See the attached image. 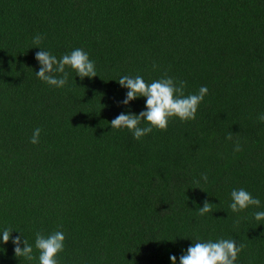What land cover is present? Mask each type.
<instances>
[{"label":"trees","instance_id":"1","mask_svg":"<svg viewBox=\"0 0 264 264\" xmlns=\"http://www.w3.org/2000/svg\"><path fill=\"white\" fill-rule=\"evenodd\" d=\"M37 34L58 59L82 48L97 76L39 80ZM122 75L208 94L194 120L136 140L111 130L122 111L144 109V98L119 103ZM260 114L264 0H0V227L33 246L36 232L63 231L59 264H171L197 237L235 239L236 264H264V225L252 218L264 210ZM233 188L261 208L232 213ZM13 248L0 245V264H38Z\"/></svg>","mask_w":264,"mask_h":264},{"label":"clouds","instance_id":"2","mask_svg":"<svg viewBox=\"0 0 264 264\" xmlns=\"http://www.w3.org/2000/svg\"><path fill=\"white\" fill-rule=\"evenodd\" d=\"M41 41L42 36L39 34L32 39L35 45L32 48L40 49L35 53V59L39 64V70L35 75L42 82L55 88H64L68 83V70L81 80L97 76L94 61L82 48H74L58 59L56 55L40 46ZM116 81L126 89L124 99L119 101L121 105L129 107L133 101L144 98L142 111L139 113L122 111L110 121L111 130L127 129L136 140L151 133L153 129L166 130L173 118L180 121L194 120L198 106L208 94L207 86L202 85L197 93L185 95V82L176 81L168 76L149 83L140 75L134 77L122 75ZM258 119L264 122V114H260ZM142 121L144 126H141ZM40 133L39 127L34 128L29 142L33 145L38 144ZM201 179L207 182V175H202ZM209 204L206 201L199 207L201 216L211 212ZM253 206L261 208V200L258 197H254L245 188L231 190L228 209L232 213L238 214ZM252 218L258 225H264V210L255 211ZM14 231L19 235L13 236ZM9 241L14 246L13 251L17 258L22 257L29 262L35 259L38 264H59L58 254L64 250L65 234L61 230L47 235L36 232L33 246L20 232L9 227H0V245H6ZM33 247L38 252V257H34ZM241 248L235 239L218 238L203 241L197 237L186 250H182L178 260L176 255H170L169 259L171 264H236Z\"/></svg>","mask_w":264,"mask_h":264}]
</instances>
